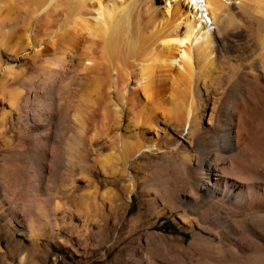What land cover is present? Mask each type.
I'll list each match as a JSON object with an SVG mask.
<instances>
[{
  "label": "bare ground",
  "instance_id": "6f19581e",
  "mask_svg": "<svg viewBox=\"0 0 264 264\" xmlns=\"http://www.w3.org/2000/svg\"><path fill=\"white\" fill-rule=\"evenodd\" d=\"M240 97L264 157V0H0V205L48 161L31 236L59 235L78 193L125 217L136 195L191 235L147 233L161 264H264V170L223 171L238 155L224 102ZM128 222L129 242L155 226Z\"/></svg>",
  "mask_w": 264,
  "mask_h": 264
},
{
  "label": "rangeland",
  "instance_id": "374dc122",
  "mask_svg": "<svg viewBox=\"0 0 264 264\" xmlns=\"http://www.w3.org/2000/svg\"><path fill=\"white\" fill-rule=\"evenodd\" d=\"M72 90H75L74 87ZM255 90L252 86H249L246 89V94L249 92L252 98L261 101L262 98L259 97L261 94L259 95V92ZM224 103L226 106L229 105L232 111L231 122L235 124L234 136H236L235 138L238 141V155L229 157V164L224 165L223 171L230 173L233 178H242V176L248 174L247 172L250 169L264 170V157L252 149V146L255 145L253 142L256 141L253 131L256 130H254V125L246 119L247 110L245 109L243 97L237 100L228 98ZM215 136V134L209 135L204 141L210 144V141ZM42 138L46 144L53 147L52 142L47 136L43 135ZM105 151L106 148H103L100 152L105 153ZM94 157L92 156L90 161L95 164L96 159ZM162 162L163 160L157 159L151 166L160 165ZM98 176L101 180V175ZM187 177L195 178L198 177V174L197 172H187ZM79 179L81 180L82 178L80 177ZM100 182V189L105 190V184L102 181ZM225 182L224 180V184H227ZM109 186L110 190L117 193L120 192V187L118 188L116 185ZM52 188L53 178L47 161L46 165L32 169L26 174L24 187L20 194H15L16 196L13 194L5 201L3 199L4 196H2L3 202L8 203V205H0V264H118V261L125 256L124 254H127L126 257L131 256L132 259L134 258L132 260L134 264H152L155 260L158 261L153 262V264H161L162 260L156 253V250L152 245L147 244V233H151L153 236L163 233L164 235L176 238L183 237L187 242L191 239L190 234L181 231L174 217L162 216L157 218L148 205L140 204V199L136 195H134L129 205L130 215L125 217L122 213L125 210L124 205H114L115 207H113V205L111 206L109 203H106L105 205H99L100 207L95 205L96 210L93 209L94 205H89L87 206L89 207V211H87V207L79 203V193L70 202V205H62V211L60 210L58 213V218H61L59 220L60 229H62L59 235L53 237L43 230L45 238H40L43 236H41L42 232L40 234L37 233L36 236H31L29 220L30 218H34L36 221L39 219L37 216L39 205H35L34 202L47 198ZM248 188L250 189L249 185L241 187L237 193L242 192V194H247L248 192L250 194L252 189L249 190ZM13 202L17 204L13 205ZM211 205H218V202L216 201ZM96 207H99L98 209L101 211H98ZM116 208L122 209L117 212ZM138 215H141L142 225L148 226V224H154L155 228L153 227L150 230L146 228L143 231H138V235H134L129 242L126 237L129 232L128 221ZM62 217L64 218L62 219ZM84 225L88 227L87 229L90 234L83 232L86 228H84ZM114 230L115 232L113 233ZM88 236H90V239H88ZM106 250H109L107 259L104 256ZM153 250H155V253ZM118 257L119 259H117Z\"/></svg>",
  "mask_w": 264,
  "mask_h": 264
}]
</instances>
